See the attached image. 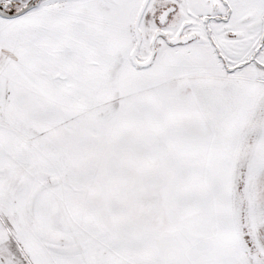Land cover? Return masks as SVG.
Returning <instances> with one entry per match:
<instances>
[{
	"label": "snow or ice",
	"instance_id": "obj_1",
	"mask_svg": "<svg viewBox=\"0 0 264 264\" xmlns=\"http://www.w3.org/2000/svg\"><path fill=\"white\" fill-rule=\"evenodd\" d=\"M0 264H264V0H0Z\"/></svg>",
	"mask_w": 264,
	"mask_h": 264
}]
</instances>
